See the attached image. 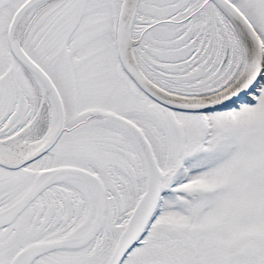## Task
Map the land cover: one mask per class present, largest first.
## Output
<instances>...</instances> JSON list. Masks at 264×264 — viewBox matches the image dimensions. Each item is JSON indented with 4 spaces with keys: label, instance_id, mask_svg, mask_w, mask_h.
<instances>
[{
    "label": "snow or ice",
    "instance_id": "snow-or-ice-1",
    "mask_svg": "<svg viewBox=\"0 0 264 264\" xmlns=\"http://www.w3.org/2000/svg\"><path fill=\"white\" fill-rule=\"evenodd\" d=\"M0 264H264V0H0Z\"/></svg>",
    "mask_w": 264,
    "mask_h": 264
}]
</instances>
